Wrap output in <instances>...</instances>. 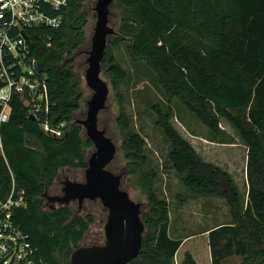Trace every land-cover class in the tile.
Listing matches in <instances>:
<instances>
[{"label": "trees", "instance_id": "obj_1", "mask_svg": "<svg viewBox=\"0 0 264 264\" xmlns=\"http://www.w3.org/2000/svg\"><path fill=\"white\" fill-rule=\"evenodd\" d=\"M111 6L118 13L119 37L111 43L107 38L101 70L119 105L115 126L125 162L120 175L145 199L141 247L129 264H264V0H115ZM59 13L62 25L30 31L29 45L46 76L47 124L61 137L44 133L27 118L18 99L0 125V202L11 193L22 198L13 221L45 264H69L94 223L91 215H75L69 205L44 209V194L54 189L59 172L84 171L93 149L77 123L90 50L85 29L93 15L88 0H68ZM123 40L129 42L131 59L155 74L166 100H176L213 136L222 134L224 121L245 146L243 196L227 171L203 160L173 128L170 114L155 110L169 147L166 160L181 185L196 197L223 200L229 224L183 240L167 237L168 204L155 191L158 174L147 168L146 143L134 132L119 92L127 73L110 46ZM198 238L202 242L196 244Z\"/></svg>", "mask_w": 264, "mask_h": 264}, {"label": "rangeland", "instance_id": "obj_2", "mask_svg": "<svg viewBox=\"0 0 264 264\" xmlns=\"http://www.w3.org/2000/svg\"><path fill=\"white\" fill-rule=\"evenodd\" d=\"M97 0H88V6L92 12L93 19L89 20L85 29L87 40L90 39L95 26L94 7ZM108 26L113 29L114 34L109 36V42L119 37V19L117 10L109 7ZM110 51L115 61L126 71L127 77L120 86V94L123 99V107L131 122L134 132L139 134L146 143L145 153L148 157V169L157 172L155 191L157 195L166 200L169 209V223L167 225V237L171 240H183L184 238L196 235L206 230L217 228L230 223L228 209L221 199L196 197L187 192L181 185L170 164L166 160L168 144L162 132L156 125L157 114L155 110L170 114V123L173 128L195 149V151L206 162H210L227 171L234 180L240 193L246 194V148L238 140L235 132L224 121L220 122L222 134L213 136L198 120L192 117L176 100H166L163 95L155 74L143 63L135 62L129 54V42L123 40L116 46H110ZM88 54H86V58ZM85 64L82 72V84L84 99L81 103V115L78 118L84 119L86 113V102L90 99L92 92L84 82ZM100 77L109 88V95L105 109L98 115V128L105 131L117 151L114 160L108 166V170L114 174H120L125 164L120 153V138L115 126V118L119 105L113 95L110 80L101 70ZM61 137V133L57 134ZM29 145L39 149L38 144L29 139ZM94 151H88L87 157ZM68 179L70 181L82 182L84 180L83 170L63 169L59 172L55 181V188L46 192L47 195H61V183ZM124 191L130 198L145 206V199L131 184L125 175L121 180ZM56 208L60 207L58 205ZM50 204L44 201V209L48 210ZM69 208L75 215H91L94 223L79 242L78 247L100 245L104 242L103 227L106 222L107 211L102 207L99 200L83 202L78 208L76 202L70 203ZM194 242H202L200 238ZM191 245V244H190ZM188 249V248H187ZM179 260V258H178ZM201 264H206L202 261Z\"/></svg>", "mask_w": 264, "mask_h": 264}, {"label": "water", "instance_id": "obj_3", "mask_svg": "<svg viewBox=\"0 0 264 264\" xmlns=\"http://www.w3.org/2000/svg\"><path fill=\"white\" fill-rule=\"evenodd\" d=\"M115 0H97L95 26L90 39V50L84 72L86 87L92 92L86 102L83 120L77 123L92 144L94 151L87 159L83 182L65 179L61 185V195L44 194L50 209L68 206L76 202L80 209L86 200H99L107 211L103 227L104 242L100 245L76 248L69 264H129L139 254L144 225L141 221V205L134 202L121 188L122 175L108 170L116 155L113 141L98 128V115L105 109L109 88L100 77L101 62L107 46V38L114 34L108 26L109 7ZM33 120L32 117L29 118Z\"/></svg>", "mask_w": 264, "mask_h": 264}, {"label": "built area", "instance_id": "obj_4", "mask_svg": "<svg viewBox=\"0 0 264 264\" xmlns=\"http://www.w3.org/2000/svg\"><path fill=\"white\" fill-rule=\"evenodd\" d=\"M68 0H0V125L9 119L11 104L18 99L46 134L49 128V97L46 76L40 73L31 51L30 31L57 29L59 13ZM62 127V126H61ZM0 151H2L0 143ZM23 206L21 197L11 195L0 202V264H45L28 236L13 221V211Z\"/></svg>", "mask_w": 264, "mask_h": 264}, {"label": "flooded vegetation", "instance_id": "obj_5", "mask_svg": "<svg viewBox=\"0 0 264 264\" xmlns=\"http://www.w3.org/2000/svg\"><path fill=\"white\" fill-rule=\"evenodd\" d=\"M83 182V181H82ZM62 186V185H61ZM54 188H55V186H54ZM62 188V187H61ZM60 193H61V190H60ZM53 196H58V195H53Z\"/></svg>", "mask_w": 264, "mask_h": 264}]
</instances>
